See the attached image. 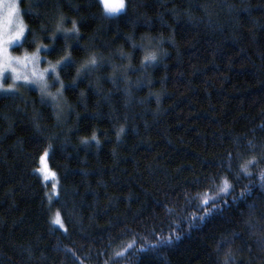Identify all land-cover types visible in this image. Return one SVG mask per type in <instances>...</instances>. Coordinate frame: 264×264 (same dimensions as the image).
I'll use <instances>...</instances> for the list:
<instances>
[{
	"label": "trees",
	"instance_id": "16d2710c",
	"mask_svg": "<svg viewBox=\"0 0 264 264\" xmlns=\"http://www.w3.org/2000/svg\"><path fill=\"white\" fill-rule=\"evenodd\" d=\"M19 7L51 71L0 96V264H264V0Z\"/></svg>",
	"mask_w": 264,
	"mask_h": 264
},
{
	"label": "rangeland",
	"instance_id": "374dc122",
	"mask_svg": "<svg viewBox=\"0 0 264 264\" xmlns=\"http://www.w3.org/2000/svg\"><path fill=\"white\" fill-rule=\"evenodd\" d=\"M103 1L109 2L110 0H101L102 3ZM19 2L20 0H0V96L5 93L4 82L9 72L17 84L34 85L42 89H47L50 84L47 74L51 68L42 67L44 62L38 52L28 57L15 58L12 55V49L20 45L26 35V32L24 34L26 26L21 19ZM115 6L113 5V7ZM122 10L120 8V10L109 13L114 16L121 13ZM42 159L46 161L47 154ZM38 172L42 179L56 190L55 176L49 171L44 161L40 164Z\"/></svg>",
	"mask_w": 264,
	"mask_h": 264
}]
</instances>
